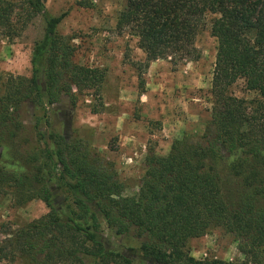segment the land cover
<instances>
[{
    "label": "trees",
    "instance_id": "obj_1",
    "mask_svg": "<svg viewBox=\"0 0 264 264\" xmlns=\"http://www.w3.org/2000/svg\"><path fill=\"white\" fill-rule=\"evenodd\" d=\"M66 16H52L45 0H0V38H21L35 19L44 22L31 77L0 84V195L12 190L18 205L39 199L50 210L1 226L0 262L264 264V0H127L116 28L138 40L146 68L197 60L196 39L209 16L218 41L211 119L200 135L175 141L168 155H148L133 196L124 195L111 162L52 130L47 114L44 132L41 119L34 126L36 149H26L33 144L28 104L45 111L76 91L101 98L105 72L75 63L73 39L59 33ZM239 80L254 100L229 94ZM212 229L233 236L245 260L191 256L187 242Z\"/></svg>",
    "mask_w": 264,
    "mask_h": 264
},
{
    "label": "rangeland",
    "instance_id": "obj_2",
    "mask_svg": "<svg viewBox=\"0 0 264 264\" xmlns=\"http://www.w3.org/2000/svg\"><path fill=\"white\" fill-rule=\"evenodd\" d=\"M45 1L52 16L67 15L59 26V33L73 39L77 48L75 63L100 69L106 78L101 98L96 101L92 92L76 91L45 111L28 104L26 137L32 138L33 144L26 149H36L34 126L37 118L41 119L40 129L44 132L47 114L52 130L69 142L81 139L102 154L114 165L124 185V195H136L145 175L148 155H168L175 141L184 135H200L212 117V86L218 52V41L211 33L214 16L207 17L196 39L200 56L197 60L177 64L159 60L146 68V56L138 40L116 28L127 0ZM43 34L44 22L39 17L21 38H0V84L10 76L31 77L33 47ZM229 94L247 101L257 97L246 89L244 80L232 86ZM94 107L100 113L94 114ZM11 191L0 195V230L3 224L17 227L49 214V208L39 199L18 205ZM129 245L138 247L137 243ZM186 250L198 260H245L234 237L222 229H212L201 238L190 239Z\"/></svg>",
    "mask_w": 264,
    "mask_h": 264
}]
</instances>
